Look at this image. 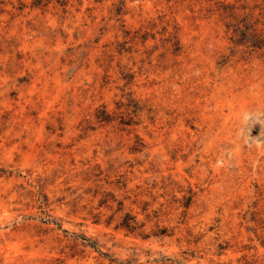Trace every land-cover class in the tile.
Listing matches in <instances>:
<instances>
[{"label": "rangeland", "instance_id": "1", "mask_svg": "<svg viewBox=\"0 0 264 264\" xmlns=\"http://www.w3.org/2000/svg\"><path fill=\"white\" fill-rule=\"evenodd\" d=\"M264 0H0V264H264Z\"/></svg>", "mask_w": 264, "mask_h": 264}, {"label": "clouds", "instance_id": "2", "mask_svg": "<svg viewBox=\"0 0 264 264\" xmlns=\"http://www.w3.org/2000/svg\"><path fill=\"white\" fill-rule=\"evenodd\" d=\"M259 122V124L264 123V114H259L258 116L254 117V123ZM257 145H260L261 143H264V141H256Z\"/></svg>", "mask_w": 264, "mask_h": 264}]
</instances>
